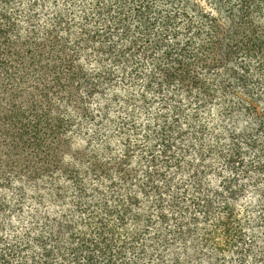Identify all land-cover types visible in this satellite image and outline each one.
I'll return each mask as SVG.
<instances>
[{"label": "trees", "instance_id": "obj_1", "mask_svg": "<svg viewBox=\"0 0 264 264\" xmlns=\"http://www.w3.org/2000/svg\"><path fill=\"white\" fill-rule=\"evenodd\" d=\"M0 264H264V0H0Z\"/></svg>", "mask_w": 264, "mask_h": 264}]
</instances>
